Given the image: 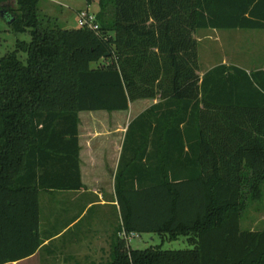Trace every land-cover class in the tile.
Here are the masks:
<instances>
[{
	"label": "trees",
	"instance_id": "trees-1",
	"mask_svg": "<svg viewBox=\"0 0 264 264\" xmlns=\"http://www.w3.org/2000/svg\"><path fill=\"white\" fill-rule=\"evenodd\" d=\"M42 1L0 0V20L31 37L0 58V264L43 245L42 193L85 188L80 113L138 100L159 102L126 133L107 264H264V231L241 229L264 197V69L201 76L194 38L264 30V0H89L98 31L61 27ZM123 232L185 236L193 248L133 249Z\"/></svg>",
	"mask_w": 264,
	"mask_h": 264
},
{
	"label": "rangeland",
	"instance_id": "rangeland-1",
	"mask_svg": "<svg viewBox=\"0 0 264 264\" xmlns=\"http://www.w3.org/2000/svg\"><path fill=\"white\" fill-rule=\"evenodd\" d=\"M80 3L78 0H43L40 7L44 14L58 18L61 27L65 29H78L77 9L81 7L84 8V6H79L81 5ZM90 10L98 12V4H93ZM194 38L198 44L200 75L223 63L240 67L248 72L264 69V30H199L194 33ZM17 41L30 42L31 37L28 33L15 34L10 30L7 22L1 19L0 58L13 52L16 49ZM20 58L26 61L27 54L21 53ZM99 65L100 64H93L92 67L96 68ZM148 101L149 100H138L133 102V106H131L127 112H82L80 114V116L83 115L81 119L82 127L83 129L93 128L94 133H107V131L111 133L112 131H118L116 135H121L123 129H125L127 125L129 127L144 108L148 107L150 104ZM144 103L146 104L142 106ZM117 140L118 142L121 141L122 137H117ZM48 199L47 195L42 193L40 197L41 230L43 225L45 226L47 223L50 231L53 233L57 230L61 231L66 222L69 223L75 217H79L82 212L81 210L87 206V202L96 199V197L92 198V196L88 194H85V196L83 195L81 204H78V206L69 213H60V207H63L64 204L60 203L59 195L54 201H48ZM49 204L50 208L48 209L47 206ZM49 210L52 211L50 212ZM84 214L85 215L79 220L80 224L72 228L71 231L63 238L59 239L58 242L52 244V247L49 249L54 250L57 247L56 243L62 242L63 239H72L77 232L86 229V224L93 220L104 217L107 218L112 225H116L121 221L120 211H116V208L111 204L105 207L95 205L94 208L88 209ZM241 229L243 231H264V197L248 203L242 213ZM98 231H100V229ZM125 235V232L121 234L123 238ZM101 245L102 244H99L100 247ZM129 245L133 249L142 250L151 247H160L163 250H186L193 248L188 238L185 236L177 240H170L167 237L152 233H142L140 235L138 234L136 237L130 238ZM57 257L59 258V254ZM107 260V255H105L102 260L96 259V262L99 263L102 261V264H107ZM29 263H35V260ZM55 264H64V262L58 260Z\"/></svg>",
	"mask_w": 264,
	"mask_h": 264
},
{
	"label": "crops",
	"instance_id": "crops-1",
	"mask_svg": "<svg viewBox=\"0 0 264 264\" xmlns=\"http://www.w3.org/2000/svg\"><path fill=\"white\" fill-rule=\"evenodd\" d=\"M78 2L80 3L81 1L78 0ZM80 4V7H87V3L85 2H81ZM80 9L83 8H78L77 11ZM227 65L229 64L227 63ZM148 102H150V104L148 107H145L140 114L159 101L149 100ZM145 104L146 103L142 104V106ZM131 106H133L132 103L130 104V108ZM82 116H80L81 122ZM81 122L79 126L81 176L85 188L78 192H55L45 193V195H47V199L49 198L48 201H54L59 195L60 203L64 204L63 207H60V213H69L78 206V204H81L82 197L83 195L85 196V194L91 195L92 198L96 197V199L89 200L87 206L81 210V215L75 217L69 223L66 222L61 231L57 230L52 233L47 223V226L43 225L41 230L42 221H40V233L43 239V245L40 250L29 258L8 264H24L32 262L33 260H35V263L29 264H55L58 260H62L64 264H102V261L98 263L96 259L102 260L105 255H107L108 258L107 261L111 259L113 237L122 221L118 222L116 225H112L107 218L104 217L86 224V229L77 232L72 239H63L62 242L56 243L57 247L54 250L49 249L52 247V244L58 242V240L67 235L72 228L80 224L79 220L85 215V211L94 208L95 205L105 207L111 204L116 208V211H120L117 200L116 178L121 167L128 125L123 129L121 135H116L118 131H112L111 133L108 131L107 133H94L93 128L83 129ZM117 137H122V140L118 142ZM47 207L49 209L50 204ZM49 211L51 212L52 210ZM99 229L100 231H98ZM99 244H102L101 247ZM58 254L59 258L57 257Z\"/></svg>",
	"mask_w": 264,
	"mask_h": 264
},
{
	"label": "built area",
	"instance_id": "built-area-1",
	"mask_svg": "<svg viewBox=\"0 0 264 264\" xmlns=\"http://www.w3.org/2000/svg\"><path fill=\"white\" fill-rule=\"evenodd\" d=\"M81 2L88 3L89 0H79ZM79 28H88L93 31L99 30V24L97 23L96 12L90 10V6L84 7L77 11ZM137 234L125 235L124 238L130 240L132 237H136Z\"/></svg>",
	"mask_w": 264,
	"mask_h": 264
}]
</instances>
